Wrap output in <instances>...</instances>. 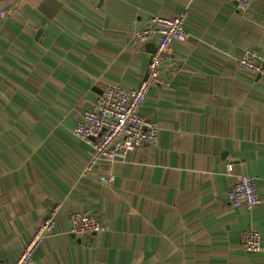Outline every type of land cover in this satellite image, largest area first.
<instances>
[{
    "label": "crops",
    "instance_id": "crops-1",
    "mask_svg": "<svg viewBox=\"0 0 264 264\" xmlns=\"http://www.w3.org/2000/svg\"><path fill=\"white\" fill-rule=\"evenodd\" d=\"M185 11L191 38L173 42L174 67L142 108L159 143L83 174L80 114L107 83L142 81L153 52L136 28ZM248 50L264 53V0L245 15L231 0H0V264L52 215L34 264H264V180L253 209L226 199L240 176L264 174V73L239 66ZM82 211L98 234H71ZM247 230L261 252L242 249Z\"/></svg>",
    "mask_w": 264,
    "mask_h": 264
},
{
    "label": "built area",
    "instance_id": "built-area-1",
    "mask_svg": "<svg viewBox=\"0 0 264 264\" xmlns=\"http://www.w3.org/2000/svg\"><path fill=\"white\" fill-rule=\"evenodd\" d=\"M236 3L241 14L249 12L253 0H231ZM4 15V13H2ZM187 12L168 18L153 16L146 26L136 28L133 36L139 45L153 43L147 71L140 84L132 89L118 84L107 83L90 109L82 111L74 133L87 141L92 147V156L83 174L92 170L101 161L126 159L135 149L145 145H157L160 141L159 124L144 116L142 108L149 91L162 83V71H171L174 67L172 44L175 41L187 42L191 35L186 29ZM239 66L254 74L264 73V53L248 50L238 60ZM262 177L242 175L226 193L228 203L235 209L245 207L248 210L262 202L258 182ZM107 183H114L115 176L102 177ZM55 227L54 216L44 219L36 228L29 242L11 264H34V255L44 239L52 234ZM102 222L91 211L71 214L70 232L82 238L98 234ZM242 249L246 253H259L263 250L262 235L257 230H247L241 235Z\"/></svg>",
    "mask_w": 264,
    "mask_h": 264
},
{
    "label": "water",
    "instance_id": "water-1",
    "mask_svg": "<svg viewBox=\"0 0 264 264\" xmlns=\"http://www.w3.org/2000/svg\"><path fill=\"white\" fill-rule=\"evenodd\" d=\"M147 47L150 48L153 53L155 52L156 47L154 44H148Z\"/></svg>",
    "mask_w": 264,
    "mask_h": 264
}]
</instances>
